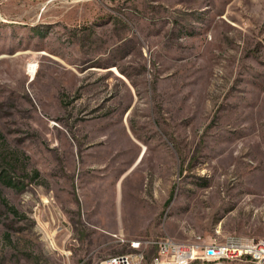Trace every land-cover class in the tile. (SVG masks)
<instances>
[{
	"label": "rangeland",
	"instance_id": "obj_1",
	"mask_svg": "<svg viewBox=\"0 0 264 264\" xmlns=\"http://www.w3.org/2000/svg\"><path fill=\"white\" fill-rule=\"evenodd\" d=\"M0 145V264L264 239V0H0Z\"/></svg>",
	"mask_w": 264,
	"mask_h": 264
},
{
	"label": "built area",
	"instance_id": "obj_2",
	"mask_svg": "<svg viewBox=\"0 0 264 264\" xmlns=\"http://www.w3.org/2000/svg\"><path fill=\"white\" fill-rule=\"evenodd\" d=\"M129 252L110 256L100 264H220L246 261L264 264V239L230 235L223 240L174 243L170 238L126 240Z\"/></svg>",
	"mask_w": 264,
	"mask_h": 264
},
{
	"label": "trees",
	"instance_id": "obj_3",
	"mask_svg": "<svg viewBox=\"0 0 264 264\" xmlns=\"http://www.w3.org/2000/svg\"><path fill=\"white\" fill-rule=\"evenodd\" d=\"M0 150H1V145H0ZM4 160H6L4 158V156L0 155V183L6 185L8 187H11V188H18V184L15 183V181L13 180V178L10 175L9 169H11V166H10L11 162L10 163H8V162L4 163ZM38 175H39L38 171L35 170L33 172V176L37 177ZM3 202L6 206H8V203L6 201H3ZM8 208L13 214H18V212L16 211V209L13 206H9Z\"/></svg>",
	"mask_w": 264,
	"mask_h": 264
},
{
	"label": "bare ground",
	"instance_id": "obj_4",
	"mask_svg": "<svg viewBox=\"0 0 264 264\" xmlns=\"http://www.w3.org/2000/svg\"><path fill=\"white\" fill-rule=\"evenodd\" d=\"M174 243H181V242H176V241H174Z\"/></svg>",
	"mask_w": 264,
	"mask_h": 264
}]
</instances>
